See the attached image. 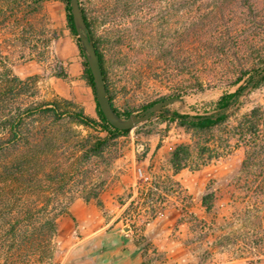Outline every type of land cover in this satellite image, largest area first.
Wrapping results in <instances>:
<instances>
[{
	"label": "rangeland",
	"instance_id": "374dc122",
	"mask_svg": "<svg viewBox=\"0 0 264 264\" xmlns=\"http://www.w3.org/2000/svg\"><path fill=\"white\" fill-rule=\"evenodd\" d=\"M81 1L105 53L115 106L142 116L144 105L170 95L176 86L154 78L159 67L153 59L148 61L147 56L153 55L150 50H155L162 36H166L163 47L171 48L174 54L187 56L198 47L197 43L193 45L191 35L180 37L194 13H177V0H139L136 11L127 15L113 10L115 0ZM208 3H202L199 16L213 15ZM242 19L236 10L220 17L222 25L229 27L245 23ZM36 26L33 41L28 43L0 28V86L6 72L24 81L37 78L24 85H10L6 90L8 99L0 105V115L17 110L24 113L26 108L39 104L68 100L85 114L98 118L93 90L84 80V59L68 27L63 1H47ZM247 48L244 53L235 49L239 58L229 54L209 59L199 73L204 89L184 91L178 101L166 106L167 110L190 115L212 110L223 92L235 89L228 85L226 70L237 65L248 67L253 62L246 58L250 47ZM256 108L264 111V84L246 92L232 109L230 120L208 135L194 137L192 131L187 132L177 122L153 116L129 134L110 139L101 159L86 157L81 147L88 135L97 134L94 131L67 116L56 120L48 115L24 113L20 128H45L65 135L58 143L65 158L88 170L81 185L72 188L73 199L65 198L68 213L61 216L69 218L74 208L75 214L84 219L78 221L73 216L62 225L55 236L53 262L113 264L122 251L101 252L98 239L128 233L143 249L121 264H264V213H258V218L247 226L238 220L244 195L237 178L245 149L228 139L230 128L238 127L242 117ZM194 142L222 146L230 142L231 147L220 157L198 166L203 155L197 151L192 155ZM97 190L101 205L95 199L85 200L84 196ZM85 205L94 209H84ZM96 218L101 220V230L97 229ZM96 229L95 235L86 237ZM82 237V243L74 248ZM104 257L108 262L102 261Z\"/></svg>",
	"mask_w": 264,
	"mask_h": 264
},
{
	"label": "trees",
	"instance_id": "16d2710c",
	"mask_svg": "<svg viewBox=\"0 0 264 264\" xmlns=\"http://www.w3.org/2000/svg\"><path fill=\"white\" fill-rule=\"evenodd\" d=\"M47 1L50 0H0V28L10 31L23 43L32 42L37 30L36 20L42 15L43 6ZM62 1L66 9L68 27L84 59V80L93 90L98 118L85 114L76 104L68 100L39 104L24 109V113L48 115L56 120L67 116L74 123L94 131L97 134L88 135L81 147L85 148L86 157L101 159L110 139L129 134L131 130H118L104 117L97 102L93 76L74 27L70 0ZM176 2L177 13L195 15L188 27L180 33V37L183 38L185 34L189 37L191 35L194 37L193 45L197 43L198 47L192 48L189 56L180 55L179 52L174 54L171 48L163 47L162 40L166 36L160 38L155 50H150L153 55L147 56L148 61L150 58L153 59L159 67L155 79H165L170 83H176V86L170 95L144 105L141 108V115L155 103L181 96L188 89L203 90L204 84L199 73L207 67L205 64L209 59L227 57L229 54L239 58L238 51L244 53L247 47H250L246 58L253 61L248 67L237 65L226 70L224 74L229 80L228 85L235 89L223 92L213 103L212 110L204 114L190 115L169 111L164 107L161 111L150 115V117L159 116L177 122L187 132L192 131L193 136L199 137L202 134L208 135L226 124L231 118L232 109L238 106L241 97L264 84V0H177ZM137 3L139 4V0H115L113 10L127 15L131 11H136L134 8ZM202 3L211 4L212 16H199ZM79 4L96 48L112 108L119 117L128 119L132 112H123L114 104L105 53L100 40L95 37L93 20L87 8L81 0ZM231 10L239 11L245 23H236L232 27L222 25L220 17ZM238 32H241L240 35ZM240 38L243 41H240ZM256 44L261 45L258 47L255 46ZM237 48L239 50L236 52ZM242 57L244 58V55ZM202 63L204 65H199ZM36 80V77H30L24 81L17 77L11 78L8 72L3 74L0 105L7 101L6 90L10 85H24L27 81ZM24 113L17 110L0 115V128H3L0 132V264H55L54 241L58 232V219L68 213L65 198L73 199L75 193L72 188L81 185L80 181L88 170L75 161L65 158L62 148L58 145L65 135L45 128H20ZM262 116H264L262 108H256L245 114L239 121L238 127L230 128V136H228V139H234L237 146H243L245 149L237 178L244 195V207L238 215L242 226L254 222L258 218V213H264ZM230 147V142H226L225 146L199 145L194 142L192 155L194 151L203 155L200 159L201 163L197 164L199 166L220 157L224 154V150L227 151ZM177 157V153H174V158ZM174 163L178 165L179 162L174 160ZM84 198L86 201L95 199L101 205L98 190ZM118 248H123L124 254L128 253L130 248L134 249L136 254L143 249L133 241L132 236L124 233L113 234L106 238L101 252L114 251ZM102 261L106 262L108 258L104 257Z\"/></svg>",
	"mask_w": 264,
	"mask_h": 264
},
{
	"label": "water",
	"instance_id": "95a60500",
	"mask_svg": "<svg viewBox=\"0 0 264 264\" xmlns=\"http://www.w3.org/2000/svg\"><path fill=\"white\" fill-rule=\"evenodd\" d=\"M70 5L74 27L80 40L81 46L85 52L86 61L93 76L97 102L104 117L113 127L118 130H131L135 128L139 123L148 120L151 114L161 111L167 105L172 104L180 99L179 97H172L155 103L154 105L146 109L142 116L131 114L128 119L119 117L110 103L103 78V73L96 53V48L89 34L87 25L84 21L80 9L79 0H70Z\"/></svg>",
	"mask_w": 264,
	"mask_h": 264
},
{
	"label": "crops",
	"instance_id": "0c3cea01",
	"mask_svg": "<svg viewBox=\"0 0 264 264\" xmlns=\"http://www.w3.org/2000/svg\"><path fill=\"white\" fill-rule=\"evenodd\" d=\"M84 209H94V207L92 205H85ZM73 216L76 217V219L78 221H79V219L81 221H83V219H84V217H82V216H81V218H79V216H77L75 214L74 208H71L70 209V217L69 218H67V217H61V218L58 219V233H59V231H61L62 225L63 224H66V223H69V220H71ZM100 222H101L100 218L99 219L96 218V224H97V229L98 230H101V228H102L101 227V224H99ZM97 229L95 231L93 230L89 235H86V237H91V236L95 235L96 232L98 231ZM83 237H85V236H83ZM83 237H82V239L79 242H76L73 245L74 248L75 247H78L80 245V243H82V241L84 240ZM104 241H106V237H101L100 239H98V243H99L98 244L99 245L98 247L102 248V244H103ZM119 249L122 251L123 248L116 249V252L119 251ZM122 253H123L122 256H120L118 258H114L112 260V263L113 264H121L122 262L127 261L131 257H134L136 255V253L134 252V249H132V248H130V251L128 253L124 254L123 251H122ZM106 262H108V261H106ZM60 264H65V261H62Z\"/></svg>",
	"mask_w": 264,
	"mask_h": 264
}]
</instances>
